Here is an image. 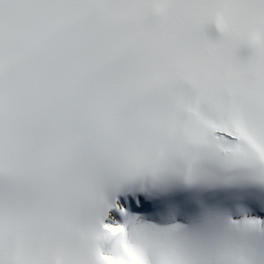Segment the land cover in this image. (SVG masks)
I'll list each match as a JSON object with an SVG mask.
<instances>
[{"label": "snow or ice", "instance_id": "1", "mask_svg": "<svg viewBox=\"0 0 264 264\" xmlns=\"http://www.w3.org/2000/svg\"><path fill=\"white\" fill-rule=\"evenodd\" d=\"M0 264H264V0H0Z\"/></svg>", "mask_w": 264, "mask_h": 264}]
</instances>
